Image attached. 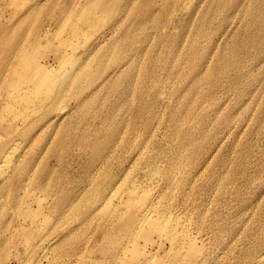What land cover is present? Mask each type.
Listing matches in <instances>:
<instances>
[{
    "label": "rangeland",
    "instance_id": "obj_1",
    "mask_svg": "<svg viewBox=\"0 0 264 264\" xmlns=\"http://www.w3.org/2000/svg\"><path fill=\"white\" fill-rule=\"evenodd\" d=\"M131 1L0 0V264H264V0ZM42 33L85 76L29 112Z\"/></svg>",
    "mask_w": 264,
    "mask_h": 264
},
{
    "label": "bare ground",
    "instance_id": "obj_2",
    "mask_svg": "<svg viewBox=\"0 0 264 264\" xmlns=\"http://www.w3.org/2000/svg\"><path fill=\"white\" fill-rule=\"evenodd\" d=\"M125 3H127V0H123ZM179 2V5H180V10L182 11L185 7H190L193 0H178ZM81 3V4H80ZM78 3L77 1L75 0H71L70 2V9H69V13L71 14L72 17H76L78 15V9L80 8L81 10L83 11H86L88 13H91L93 14L92 17H90L88 19V23H93V22H98V17H97V12L99 11H103L106 6V0H82V2ZM134 3V0L131 1V5ZM177 5V4H176ZM178 5V6H179ZM133 6H131V11H135L133 10ZM178 11V10H177ZM179 12V11H178ZM185 10H183L182 13H184ZM128 14V12H127ZM185 15V14H183ZM174 16H176L174 14ZM40 16H35L34 19H33V22L35 20H38ZM50 22L53 20L50 19L49 20ZM32 22V23H33ZM49 22V23H50ZM165 22V21H164ZM48 23V22H47ZM45 24V23H44ZM38 27V25H36ZM49 38V33H42L38 36H36L35 38L32 39L31 43H30V40L26 43V45L30 43L29 47L26 49L23 50V48L25 47H22L20 48V51L18 52H21L22 50V54L19 55L18 57V62L16 64V68L14 69L13 71V74L11 76V78L9 79V86L10 87H13L17 90V94L19 93H23L24 97H23V103L24 104H30V103H33L31 104V106H26V109L25 110H29L30 111H35L37 112L38 111V108L40 107L41 105V101L43 99V97H45L46 95H48V87L50 86H54V89H53V95L52 97H54L56 94L58 95L59 94V98H58V101H62V98H63V95L65 93V88H64V85L66 84H69V83H73L74 79L78 78V76H85V72L83 73L82 72V69H78L74 72H67V73H64L65 71H61L62 70V67L61 65H57L56 67H48L46 64L43 65L41 63H39V61H37V63L35 64V66L33 67V69L31 70V65L36 62V59H38L39 57V51L42 50V47H43V41L45 40H48ZM47 42V41H46ZM64 47V46H63ZM41 48V49H40ZM76 50V49H75ZM17 52V53H18ZM58 53L60 51H57ZM67 52V51H66ZM61 53V52H60ZM71 55V53H70ZM70 55L68 54H63L62 56L60 55V58L61 57H64L66 56L65 58L70 57ZM72 57V56H71ZM42 58V57H41ZM59 58V59H60ZM64 58V59H65ZM58 59V60H59ZM43 60V59H42ZM57 60V61H58ZM129 60V59H128ZM45 62V61H44ZM46 63V62H45ZM84 70V69H83ZM18 73L24 75L25 77L22 78V81L20 82V80L16 81L14 79V76L17 75ZM76 81V80H75ZM6 84V86L8 85ZM24 84H26L24 86ZM23 86V87H22ZM7 89V87L5 88V90ZM10 90V89H9ZM15 90V91H16ZM8 92V89L6 90ZM13 91V90H12ZM12 93V92H11ZM9 94V96L12 94ZM14 93V91H13ZM15 94V95H17ZM6 95V94H5ZM14 96V94H13ZM12 98V97H10ZM9 98V99H10ZM56 98V96L54 97ZM53 98V99H54ZM8 99V98H7ZM51 99V100H53ZM13 100V99H11ZM15 100V99H14ZM16 101V100H15ZM14 101V102H15ZM5 102V101H4ZM16 103V102H15ZM21 103V102H20ZM56 103V99H54L52 101V104L50 106V108L48 109L49 111H52L55 109V107H57V105H54ZM17 104V103H16ZM9 104H7V106H2V111L8 113V107ZM18 105V104H17ZM19 106V105H18ZM10 108H15V107H10ZM48 108V107H47ZM24 109V108H23ZM43 109V107L39 110V112ZM16 110V109H15ZM19 111V109L17 110ZM24 111V110H23ZM44 111V109L41 111V113ZM12 112V111H11ZM10 112V113H11ZM28 112V111H27ZM6 114V113H5ZM16 115V114H15ZM9 116V115H8ZM20 116V115H19ZM22 116V115H21ZM27 119H24L23 121H26ZM33 125V124H32ZM6 162V160H3V166L0 167V176L2 175H5L6 174V169L4 167V163ZM37 165V164H36ZM33 172V171H32ZM31 172V173H32ZM34 173V172H33ZM32 178V176H31ZM130 207V204L128 206L125 207L124 211H123V214H122V217L126 214L127 210L129 209ZM152 206L150 205L149 208H146L145 209V212L146 213H152ZM136 206H132L131 210L134 209L135 210ZM131 213V211H130ZM137 213V212H136ZM117 214V212H116ZM129 214V213H128ZM126 214L124 218H120L122 220H120V227L124 230H129L130 229V224H128L127 222H125V218H128L129 215ZM132 214V213H131ZM141 214V213H140ZM143 218H148V215H142ZM139 218H140V215H139ZM124 220V221H123ZM144 223V219H140V222L136 223L135 224V227L132 229V230H135L137 226L139 225H142ZM120 229V228H119ZM140 257L143 259H146V261H149L151 264H156V259L152 256V255H149V256H143V254H140Z\"/></svg>",
    "mask_w": 264,
    "mask_h": 264
}]
</instances>
